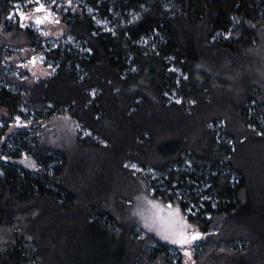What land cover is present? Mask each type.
Instances as JSON below:
<instances>
[{
	"label": "trees",
	"instance_id": "1",
	"mask_svg": "<svg viewBox=\"0 0 264 264\" xmlns=\"http://www.w3.org/2000/svg\"><path fill=\"white\" fill-rule=\"evenodd\" d=\"M12 1L0 0L2 30ZM85 3L113 21V32H100L84 12L64 15L66 34L87 51L60 45L46 52L56 68L38 82L0 65V140L21 107L38 120L66 113L90 134L77 137L75 155L40 147L25 134L7 139L0 154V264H173L167 244L149 235L137 240V226L111 216L105 199L84 194L77 177L85 176L81 162L89 154L131 179L126 162L156 172L158 180L140 176L152 197L178 205L201 236L216 230L197 249L195 264H264V129L255 128L264 90L242 77L234 96L217 89L224 84L217 73L229 72L258 43L264 0ZM20 36L41 51V40L19 26L0 33V48ZM143 38L153 46H139ZM170 66L186 80H177ZM172 92L179 104L166 98ZM221 120L220 139L230 138V145L216 143L212 127ZM21 152L35 159L38 172L15 164ZM177 190L188 198L170 194ZM189 205L198 212L186 215ZM86 237L91 244L82 255ZM151 241L156 248L147 246Z\"/></svg>",
	"mask_w": 264,
	"mask_h": 264
},
{
	"label": "rangeland",
	"instance_id": "2",
	"mask_svg": "<svg viewBox=\"0 0 264 264\" xmlns=\"http://www.w3.org/2000/svg\"><path fill=\"white\" fill-rule=\"evenodd\" d=\"M101 1V0H98ZM11 6L9 13L5 17L6 27L1 32L9 31L11 28L18 27L21 31H28L41 40L39 47L41 51L35 46H29L24 43L25 41L14 40L3 45L0 49L1 56H4V60L1 62V66L4 67L5 73H9L11 76L18 78H29L33 82H38L42 79H46L53 75L55 71V64L52 61L46 60L45 53L50 52L58 46L68 47L78 53H84L87 51L85 47L76 41L72 36L67 35L66 18L64 15L74 16L81 14L91 16L94 26L100 30V32H113L114 23L112 20H106L98 17L86 3L85 0H14L9 3ZM44 6V10L36 12V9L40 6ZM48 12V15H45ZM23 14V15H21ZM46 18H45V17ZM134 15L129 13L127 18L134 20ZM11 17V18H10ZM37 19L41 22L37 23ZM68 19V18H67ZM23 25V26H21ZM0 32V33H1ZM14 33V32H13ZM9 33V35H13ZM66 34V35H65ZM141 47L153 46L152 38H143L138 43ZM230 69L229 72L223 73L222 70L217 73L219 80L224 84L219 86V94L230 97L235 95V90L240 86L238 80L240 77L246 78L245 84H254L260 90H264V26L259 31V40L255 47L248 51L244 59L237 61ZM170 70L177 74V80H186V75L182 73L178 68L170 66ZM226 70V69H225ZM210 71V70H209ZM214 73V72H212ZM222 74V75H221ZM216 75V74H215ZM229 78V79H228ZM220 81V83H221ZM230 82L226 85L224 82ZM229 86V87H228ZM217 92V93H218ZM173 103L179 104L181 98L175 93L165 95ZM254 103L248 105L247 111L249 115L254 114ZM20 111L22 116L13 117V121L8 123V129L0 140V154L2 152L3 145L6 144L7 139L15 134H25L24 138L35 137L40 147L62 151L69 154L77 152L76 139L78 136L81 138H89L90 134L87 130L82 129L81 126L75 122V120L66 113L55 114L48 119L38 120L36 114L29 112L25 107H21ZM19 117V121H17ZM264 110L260 116L256 119V130L261 132L264 129ZM3 125V122H0ZM225 126V121L221 120L218 124L212 127L215 130L216 143L224 142L230 145V138H226L224 141L220 139V133ZM103 143V142H102ZM15 147H13L14 149ZM20 157L15 161V164L23 169L36 173L40 170L37 166L35 159L27 152H21ZM97 160L95 161V159ZM86 161L83 160L82 169L85 172V176H78L81 186H83L84 194L91 196L94 200L98 201L99 198H103L106 201V209L108 213L117 218L121 222H125L129 225H135L138 228L135 229L136 239L144 240L146 235L153 237L157 241H160L168 245L169 253L172 256L173 264L177 263L180 258L181 264H195L196 263V251L208 240V237L212 234L216 236V230H210L208 233L203 234L200 240H194L190 244L180 245L172 242V239H164L163 234L171 233L166 232L167 218L171 214L173 219L179 226L186 225V232L191 235L194 231H200L193 225H190L185 217L182 215L180 207L173 205L172 203H163L159 199H155L153 196V190L149 189L141 179L142 175L147 174L150 178L158 180L159 175L152 170L143 171L139 166L132 162H126L125 168L132 172L134 179L129 178L127 175L119 173L117 169L113 168L110 162L105 157L94 154L90 155ZM263 159L256 161L259 163ZM111 161V160H110ZM255 163V164H257ZM135 164L133 168L131 165ZM190 167L189 163H186ZM81 175V174H80ZM195 193L197 191H194ZM178 200H184L188 198V194L183 190H177L170 192ZM198 194V193H197ZM119 201V202H118ZM121 201V203H120ZM149 201H153L161 208H153ZM171 204V209L168 205ZM178 209V213H177ZM192 205L186 208V215H193L198 211ZM191 210V211H189ZM156 214L158 218V225L154 226L153 230L145 226L146 218L151 222V217ZM163 217V220L159 218ZM181 218H183L181 220ZM79 233L85 232L84 229L78 231ZM86 240H82L79 247V252L84 255L86 251H89V245L91 241L86 237ZM175 238V237H172ZM238 247H242V243L236 244ZM147 246L155 247L156 243L153 241L147 243ZM84 249V250H83ZM94 250V245L90 247ZM190 255H186V251ZM76 254H79L76 252Z\"/></svg>",
	"mask_w": 264,
	"mask_h": 264
},
{
	"label": "snow or ice",
	"instance_id": "3",
	"mask_svg": "<svg viewBox=\"0 0 264 264\" xmlns=\"http://www.w3.org/2000/svg\"><path fill=\"white\" fill-rule=\"evenodd\" d=\"M44 8L43 5H40L36 10L40 11ZM23 15V14H21ZM11 18V17H10ZM41 20L37 19V23H40ZM23 26V25H21ZM17 121H19V117H17ZM131 167L135 168L136 165L133 164L131 165ZM149 204H151L153 206V208H161V205L156 204L153 201H149ZM171 204L168 205V208L171 209ZM191 211V210H189ZM177 213H178V209H177ZM160 220H163L164 218L161 217L159 218ZM183 218H181L182 220ZM158 225V218L156 216V214L154 213L153 216L151 217V222L148 221V219L146 218V222H145V226L149 227L150 230L154 229V226ZM186 225L184 226H179L178 223L173 219L172 215L170 214L169 217L167 218V228H166V232L167 233H171V236L169 234H165V233H161L163 234V238L164 239H172L173 243L176 244H180V245H186V244H190L192 241L198 239V237L201 235L199 232L194 231L191 235H189L186 232ZM175 237V238H172ZM186 251V255H190L189 252Z\"/></svg>",
	"mask_w": 264,
	"mask_h": 264
},
{
	"label": "flooded vegetation",
	"instance_id": "4",
	"mask_svg": "<svg viewBox=\"0 0 264 264\" xmlns=\"http://www.w3.org/2000/svg\"><path fill=\"white\" fill-rule=\"evenodd\" d=\"M43 10H44V8L42 9V11H43ZM40 11H41V10H40ZM40 11H37V10H36V12H40ZM46 14L48 15V12H45V15H46ZM44 17H45V16H44ZM46 17H47V16H46ZM46 17H45V18H46ZM47 18H48V17H47Z\"/></svg>",
	"mask_w": 264,
	"mask_h": 264
},
{
	"label": "water",
	"instance_id": "5",
	"mask_svg": "<svg viewBox=\"0 0 264 264\" xmlns=\"http://www.w3.org/2000/svg\"><path fill=\"white\" fill-rule=\"evenodd\" d=\"M201 239V235L198 237V239H196V240H200Z\"/></svg>",
	"mask_w": 264,
	"mask_h": 264
},
{
	"label": "bare ground",
	"instance_id": "6",
	"mask_svg": "<svg viewBox=\"0 0 264 264\" xmlns=\"http://www.w3.org/2000/svg\"><path fill=\"white\" fill-rule=\"evenodd\" d=\"M186 166V165H185ZM192 200V199H191ZM186 210V209H185Z\"/></svg>",
	"mask_w": 264,
	"mask_h": 264
},
{
	"label": "built area",
	"instance_id": "7",
	"mask_svg": "<svg viewBox=\"0 0 264 264\" xmlns=\"http://www.w3.org/2000/svg\"><path fill=\"white\" fill-rule=\"evenodd\" d=\"M7 73V72H6ZM9 74V73H8ZM10 75V74H9Z\"/></svg>",
	"mask_w": 264,
	"mask_h": 264
}]
</instances>
